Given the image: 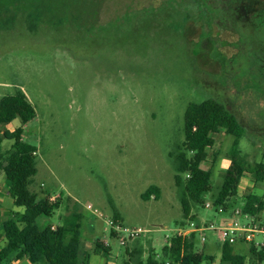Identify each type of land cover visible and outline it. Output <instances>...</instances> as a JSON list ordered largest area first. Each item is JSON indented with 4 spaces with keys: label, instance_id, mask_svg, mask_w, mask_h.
Returning <instances> with one entry per match:
<instances>
[{
    "label": "rangeland",
    "instance_id": "374dc122",
    "mask_svg": "<svg viewBox=\"0 0 264 264\" xmlns=\"http://www.w3.org/2000/svg\"><path fill=\"white\" fill-rule=\"evenodd\" d=\"M157 3L0 0V23L14 18L11 28L0 30V99L22 89L37 112L23 134L37 148L38 172L30 189L40 197L50 192L59 204L50 219L55 225H63L75 212L83 216V225L99 220L96 239L88 242L92 251L106 242L113 251L111 260L126 249L133 259L144 246V260L155 250L162 256L179 227L196 218L222 227L236 209L242 210L245 195L264 198V180L246 175L229 209L214 207L235 145L249 165H264V97L248 88L260 86V78L251 72L252 44L263 41L264 34L235 26L237 37L230 27L212 28L208 18L186 20L173 0H163L160 9L150 6ZM37 4L40 20H31L35 31H30L27 15ZM222 56L232 58L230 67ZM208 98L236 112L246 133L237 138L223 129L213 135L215 144L202 164L212 174V191L204 205L193 208L194 217L187 218L173 156L185 140L188 105ZM19 127L20 120H15L1 126L0 134ZM12 145L3 140L4 158ZM4 178L1 171L2 195L8 193ZM151 186L160 188V199L145 201L142 195ZM109 197L121 214L118 223ZM5 204L0 205V248L5 245L3 222L24 210ZM256 219L264 222V210ZM110 222L144 232L123 247ZM206 236L207 243L196 237V250L219 254L217 237L213 232ZM91 258L93 264L105 261L103 255Z\"/></svg>",
    "mask_w": 264,
    "mask_h": 264
},
{
    "label": "trees",
    "instance_id": "16d2710c",
    "mask_svg": "<svg viewBox=\"0 0 264 264\" xmlns=\"http://www.w3.org/2000/svg\"><path fill=\"white\" fill-rule=\"evenodd\" d=\"M173 1L176 3V9L186 20L197 17L208 18L211 20L212 28L220 26V28L230 27L235 30L234 27L237 26L241 32L259 31L264 34V0ZM162 2L163 0H160L158 5L150 6L160 9L163 6ZM39 9L38 4L30 7L27 15L30 31H35L30 24L31 20H40V16L36 14ZM3 11L9 12L7 8ZM13 22L14 18L2 21L0 30L11 28ZM252 49L254 50L251 72L260 78V86L257 85L255 88V84H251L248 88L253 92L255 89L259 93L261 91L262 95L258 96L263 98L264 39L263 41L257 39L252 44ZM221 59L225 65L229 66L232 58L228 60L222 56ZM36 117V109L22 89H17L14 94L0 99V127L11 124L15 120L21 122V127L12 132L4 131L0 134V172H4L14 206L24 209L22 212L9 215L2 224L5 245L0 248V264H13L15 261L24 259H28L33 264H88L90 253L85 249L82 233L83 226L86 225H83V216L79 212L66 217L63 225L55 230L52 227L41 230L37 224L39 217H52L60 206L51 200L50 192L40 197L30 189L38 172L35 158L37 148L26 143L23 140V134L25 126ZM223 129L233 133L237 138H242L246 133L239 115L217 99L208 98L188 105L184 116L185 140L173 156L175 184L180 191V202L187 218H190L193 208L204 205V197L212 191V174L203 169L202 164L207 160L208 149L215 144L213 135ZM4 139L13 141L5 158L1 149ZM246 175H256L263 181L264 165H249L235 145L214 207L227 211L229 201L237 196L241 180ZM142 198L145 201L152 198L159 200L160 189L157 186H151ZM109 200L113 206L114 223H118L120 214L111 197ZM244 201L242 211L245 214L257 217L264 210V198L258 195L247 194ZM196 243L195 234L186 239L175 236L162 249L161 259H158L154 253L144 260L142 258L144 251L139 248L135 252L136 257L130 258L124 264H213V257L196 251ZM250 249L251 255L263 263L264 248L259 250L250 247ZM93 253L107 258L110 255V248L97 243ZM221 264H246V257L235 254L234 246L225 243L222 244Z\"/></svg>",
    "mask_w": 264,
    "mask_h": 264
},
{
    "label": "built area",
    "instance_id": "2783aa9c",
    "mask_svg": "<svg viewBox=\"0 0 264 264\" xmlns=\"http://www.w3.org/2000/svg\"><path fill=\"white\" fill-rule=\"evenodd\" d=\"M52 200V199H51ZM54 201V200H53ZM208 209L211 204H206ZM222 211V209H220ZM120 236V245L125 247L128 242L136 240L143 232L142 229H128L121 227L120 225H114L110 222ZM55 230V227H52ZM212 231L218 235V240L222 243H228L230 245L247 244L249 247H255L257 249L264 248V222L256 219L255 216L245 214L242 210L236 209L234 212V218L227 225L222 227H216L214 224L199 226L196 222L191 221L185 228H179L177 230V236L183 239L189 238L195 232ZM203 243L207 242L205 235L201 236Z\"/></svg>",
    "mask_w": 264,
    "mask_h": 264
},
{
    "label": "crops",
    "instance_id": "0c3cea01",
    "mask_svg": "<svg viewBox=\"0 0 264 264\" xmlns=\"http://www.w3.org/2000/svg\"><path fill=\"white\" fill-rule=\"evenodd\" d=\"M12 132V131H11ZM5 179V182H6V178H4ZM7 183V182H6ZM6 186H7V191H8V193H5V195L3 194H0V205H3L4 203H6L5 204V206H7V208L8 207H10V206H12V205H14V201L13 200H11V197H8L6 194H8L9 195V186H8V184H6ZM159 188V187H158ZM160 189V188H159ZM0 193H1V191H0ZM10 196V195H9ZM160 196H161V190H160ZM6 208V209H7ZM60 208V207H59ZM58 208V209H59ZM57 209V210H58ZM55 213H56V211H55ZM55 213H54V215H55ZM61 214V213H60ZM53 215V216H54ZM121 215V214H120ZM52 216V217H53ZM61 216V215H60ZM52 217H47V216H41V217H39L38 218V220H37V224H38V226H39V228L41 229V230H44V229H46L47 227H55V226H57L58 227V225H55V223H52V222H50V219L52 218ZM62 217V216H61ZM190 217H194L193 215H192V213H191V215H190ZM8 218V217H7ZM121 218H122V216H121ZM197 220L196 221H194V222H196L199 226H202L203 224H206L207 226L208 225H210V224H213V223H207V222H201L200 220H199V218H196ZM97 221H99V220H96V221H89V223L86 225V228H85V234H84V238H83V241H84V243H85V249H86V251L88 252V253H90V257H89V261H88V264H93L92 263V258H91V255L92 254H94V255H98V256H101V255H99V254H95V253H93V251H92V249H91V246H90V244H89V242H88V239L90 238V237H94V239H96V234L98 233L97 232V230L95 229L96 227V223L95 222H97ZM191 222V221H190ZM98 224H99V222H97ZM180 228V227H179ZM178 228V229H179ZM177 229V230H178ZM105 230V227L103 226V231ZM177 232V231H176ZM207 232H212V231H204V232H195V233H193V234H195L196 235V237L198 236V238H201V236L202 235H205L206 236V233ZM214 233V232H213ZM214 235L217 237V240H218V235L217 234H215L214 233ZM168 238L170 237V236H167ZM207 237V236H206ZM167 238V239H168ZM197 238V239H198ZM5 239V238H4ZM158 242L159 241V239H157V238H154V242ZM207 241H208V238H207ZM103 242V241H102ZM218 242L220 243L219 244V249H220V253L219 254H216V253H212V254H209V253H204V252H200V253H204V254H206V255H208V256H211V257H213L214 258V262H213V264H221V259H222V243L218 240ZM104 243V245L106 246V247H109L110 248V255L107 257V258H105V261L104 262H101L100 264H124L126 261H128L129 260V253L131 252V251H129V250H127L126 249V251H125V254H117L116 255V259L115 260H111V258H110V256L113 254V251L111 250V247L106 243V242H103ZM153 243V242H152ZM207 243V242H206ZM169 244V243H168ZM152 247H153V249H155V245L153 244L152 245ZM144 248V252H145V254H146V246H144L143 247ZM142 247H141V249H143ZM197 249V248H196ZM250 247H248L247 246V248L246 249H244L243 248V244H238V245H235L234 246V252H235V254H239V255H242V256H245L246 257V264H264V261H263V263H261L258 259H256V258H254L252 255H251V252H250ZM197 251V250H196ZM197 252H199V251H197ZM155 254H156V256H157V258H160L161 256H159V254H157V252H156V250H155V252H154ZM144 254V255H145ZM13 264H33V263H31L28 259H24V260H21V261H15ZM36 264H41V263H36Z\"/></svg>",
    "mask_w": 264,
    "mask_h": 264
}]
</instances>
